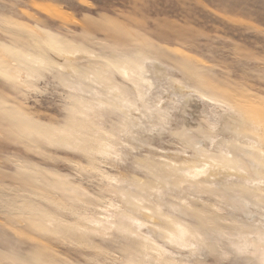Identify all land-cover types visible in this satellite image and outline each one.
<instances>
[{
    "label": "rangeland",
    "instance_id": "rangeland-1",
    "mask_svg": "<svg viewBox=\"0 0 264 264\" xmlns=\"http://www.w3.org/2000/svg\"><path fill=\"white\" fill-rule=\"evenodd\" d=\"M0 264H264V0H0Z\"/></svg>",
    "mask_w": 264,
    "mask_h": 264
}]
</instances>
